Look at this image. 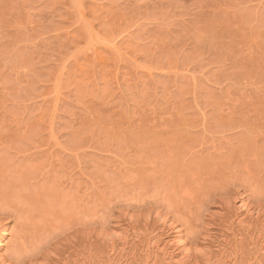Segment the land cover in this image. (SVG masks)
I'll use <instances>...</instances> for the list:
<instances>
[{"label":"rangeland","instance_id":"rangeland-1","mask_svg":"<svg viewBox=\"0 0 264 264\" xmlns=\"http://www.w3.org/2000/svg\"><path fill=\"white\" fill-rule=\"evenodd\" d=\"M0 191L33 231L0 215L12 264H166L157 215L264 264V0H0Z\"/></svg>","mask_w":264,"mask_h":264},{"label":"bare ground","instance_id":"bare-ground-1","mask_svg":"<svg viewBox=\"0 0 264 264\" xmlns=\"http://www.w3.org/2000/svg\"><path fill=\"white\" fill-rule=\"evenodd\" d=\"M133 179V178H132ZM12 189H14V188H12ZM12 191V190H11ZM3 191H0V197H1V195H3L2 197H4V194L6 193V192H3ZM20 192V191H19ZM8 194H10V191L8 192ZM7 193L5 194V195H8ZM12 194L13 195H11L10 197H9V195L8 196H5L6 197V199L5 198H0V215H9L10 217L11 216H14V215H16L15 217H17L18 218V220L19 221H21L20 223H21V226L23 227V229H26V232H28V230L30 229V228H26L25 226H27V227H29V225H30V221H28V219H25V217L23 216H21L20 215V212L19 211H21L22 209H24L23 207L27 204L28 205V202H26L27 200H26V198H24L25 196H23V194L21 195L20 193H17V191L16 192H12ZM19 194V195H18ZM243 194V193H242ZM183 195H184V197H185V199H186V197H190L191 196V193H190V191L188 192V190L187 191H184L183 192ZM183 195H182V197H183ZM239 195H240V193H239ZM239 195H237V196H239ZM244 195V194H243ZM237 196L235 197L234 196V198H237ZM8 197H9V199H8ZM183 197V198H184ZM246 197L247 196H245V197H242V196H240L239 198H238V201H239V204H237V203H235L236 202V200L237 199H230V200H227V202H225L224 200L223 201H221L220 203H224V205L226 206L225 208H228V210H230L229 208H231L232 210H235V209H237V212H235V213H237V215H238V212H239V215H238V219H237V221H239V219H240V221L241 222H243V218H242V216H246V217H248V216H250L251 218L253 217H258L259 218V214H261L262 215V213H260L261 212V208H260V210L258 209V207L256 208V206L254 207V205H251L252 204V201L249 203L248 201H250V200H248V197H247V199H246ZM23 198L25 199V201L23 200ZM2 199V200H1ZM182 199V198H181ZM190 199V198H189ZM193 199V198H192ZM250 199V198H249ZM182 201V200H181ZM183 202V201H182ZM222 203V204H223ZM219 204V203H218ZM254 204V203H253ZM237 205H238V207H237ZM219 206V205H218ZM237 207V208H233V207ZM253 206V207H252ZM221 209L222 208H224V207H222V205L221 206H219ZM25 208H26V206H25ZM225 208H224V210H225ZM19 209H21V210H19ZM128 210V209H127ZM223 210V211H224ZM231 210V211H232ZM236 211V210H235ZM125 212V211H124ZM133 212V211H132ZM218 212L221 214V215H216V214H218ZM225 212V211H224ZM224 212L222 213V211H219L218 209H217V211H216V213L215 214H213V215H211V218H213L214 216H222V217H224L222 214H224ZM227 212V211H226ZM131 213V212H130ZM136 213V212H135ZM153 214H155V213H153ZM159 214V213H158ZM125 215V214H124ZM123 215V216H124ZM131 215V214H130ZM129 215V219L131 220L132 219V221L136 218V216L137 215H135V214H132L131 216ZM135 215V216H134ZM148 215V214H147ZM157 215V214H156ZM155 215V216H156ZM224 215H227V214H224ZM122 216V215H121ZM142 216V215H141ZM146 216V215H145ZM165 216V215H164ZM213 216V217H212ZM128 217V216H127ZM144 217V216H143ZM142 217V218H143ZM153 217V216H152ZM151 216H150V218H152ZM157 220H158V223H159V221L160 222H162V226H164V231H166V232H168V233H171V235L173 236V238L169 241V243H167V244H165V243H163L162 245H164L163 247L161 246V243H160V240H155V238L154 239H152L151 241L149 240V245H150V247H151V252H152V250L154 249V251L153 252H155V250L157 251V250H159L160 252H156L154 255H156V254H159V253H162V256H163V260L161 261V262H163L164 261V263H166V264H201V263H198V262H201V261H196L197 259H202L203 261V263H205V264H215V262L217 263V261L216 260H214V256H211V255H213L212 253H210V249H209V251H207V249L205 250V246H203L202 245V243H200L201 245H202V247H204V248H199V247H201V246H199L198 245V249H197V251H193L192 250V248L190 247V246H192V242H191V245L189 246L188 244L190 243V242H188V244L186 243V240H187V238L186 239H184V236H183V234H184V232L182 233V230L180 229L181 227V225L179 226V225H177L175 222H173V221H171V218L170 219H168V217L167 218H164L163 217V215H157ZM227 217H228V215H227ZM249 217V218H250ZM263 217V216H262ZM29 218V217H28ZM126 218V217H125ZM138 218L140 219V217L138 216ZM148 216H146V217H144V219H146L145 221H147L148 220ZM149 218V219H150ZM156 218V217H155ZM219 219H220V217H218ZM225 218H226V216H225ZM225 218H223V219H225ZM236 218V217H235ZM242 218V219H241ZM255 218V219H256ZM31 219V218H30ZM29 219V220H30ZM222 219V220H223ZM227 219H229V218H227ZM227 219L225 220V222L227 221ZM247 219V218H246ZM261 219V218H260ZM67 220V219H66ZM123 220V219H122ZM137 220V218L135 219V221ZM152 220V219H151ZM250 220H252V219H250ZM32 221H33V219H32ZM120 221V220H119ZM118 221V222H119ZM126 221H127V219H126ZM150 221V220H149ZM214 221V220H213ZM213 221H212V223H213ZM230 220H228V222H229ZM239 221V222H240ZM246 221V220H245ZM27 222H29V223H27ZM134 222V221H133ZM138 222V221H137ZM224 222V221H223ZM227 222V223H228ZM241 222H240V224H241ZM248 222V221H247ZM247 222H245V223H247ZM72 223V221H70V223H68V224H71ZM129 223H131V222H129ZM134 223H136V222H134ZM249 223V222H248ZM264 223V222H263ZM35 223H32V225H34ZM118 224H120V223H118ZM133 224V223H132ZM210 224H211V222H210ZM209 224V225H210ZM244 224V222L241 224V225H243ZM31 225V227L33 228V226ZM36 225V224H35ZM122 225V224H121ZM233 225V224H232ZM246 225V224H245ZM244 225V226H245ZM135 226V225H134ZM160 226V225H159ZM25 227V228H24ZM69 227V226H68ZM125 227H127V226H125ZM124 227V228H125ZM136 227V226H135ZM180 227V228H179ZM118 229H119V227H117ZM117 228L115 229H112V230H116V232L115 231H113V233L111 232H107V233H105V232H103V233H100L99 234V238H101V240H103L104 241V243L107 245V248H108V250H109V252L111 253V252H114V254H115V251H116V245H118V244H120L121 242L124 244V243H128V242H126V239H127V236H125L124 235V233L125 232H122L123 234H121V235H119L118 233H117ZM132 228V227H131ZM264 228V227H263ZM34 229V228H33ZM110 229V228H109ZM136 229H137V227H136ZM31 230V229H30ZM107 230H108V228H107ZM106 230V231H107ZM111 230V231H112ZM120 230V229H119ZM122 230H123V228H122ZM125 230V229H124ZM128 230V229H127ZM162 230V229H161ZM32 231V230H31ZM31 231H29V232H31ZM109 231V230H108ZM135 231V230H134ZM147 231V230H146ZM146 231H144V233L146 232ZM209 231V230H208ZM33 232V231H32ZM31 232V233H32ZM114 232H115V234L117 235H119L120 236V238H119V240H118V238L115 240V238H114ZM207 232V231H206ZM120 233H121V231H120ZM127 233V232H126ZM164 232L162 231V234H163ZM208 233H210V232H208ZM7 234V231H6V225H4V223L0 220V264H12L13 263V260H12V262H10V260L12 259H7L9 256H7V257H4V256H6V255H4L3 256V250H4V242H5V235ZM27 234V233H26ZM25 234V235H26ZM35 234V233H34ZM83 234H84V232H83ZM82 234V235H83ZM132 234V233H131ZM262 234V233H261ZM140 235V234H139ZM164 235H166L165 233H164ZM169 235V234H168ZM170 235V236H171ZM29 236H31V235H29ZM41 236V235H40ZM91 235H89V237H90ZM130 236V235H129ZM128 236V237H129ZM158 236V235H157ZM156 236V237H157ZM171 236V237H172ZM212 235H210V234H208V237H211ZM244 236V235H243ZM34 237H35V241L34 242H36L37 240H36V236L34 235ZM39 237V236H38ZM163 237V236H162ZM161 237V238H162ZM238 237V236H237ZM237 237H236V239H237ZM240 237V236H239ZM260 237H261V235H260ZM27 238H29V237H27ZM26 238V239H27ZM40 238V237H39ZM38 238V239H39ZM70 238V237H69ZM74 238L75 237H73V240H74ZM91 238V237H90ZM149 238H152V237H149ZM158 238V237H157ZM160 238V236H159V238L158 239H161ZM205 238V237H204ZM203 238V239H204ZM212 238V237H211ZM244 238V237H243ZM242 238V239H243ZM261 238H263V236L261 237ZM68 239V238H67ZM89 239V238H88ZM130 239V238H129ZM208 239V238H207ZM210 239V238H209ZM241 239V238H240ZM25 240V239H24ZM33 240V239H32ZM72 240V239H71ZM100 240V241H101ZM128 240V239H127ZM131 240H132V238H131ZM63 241V240H62ZM118 241H121L120 243H118ZM162 241H165V240H162ZM188 241V240H187ZM240 241H242V240H240ZM264 241V240H263ZM23 242H25V241H23ZM29 242V241H28ZM28 242H26V244L28 243ZM34 242H32V244L34 243ZM116 242L118 243V244H116ZM202 242V241H201ZM205 241H203V244L205 245V243H204ZM237 242H239V241H237ZM69 243V242H68ZM131 243V242H130ZM148 243V242H147ZM159 243H160V245H159ZM196 243V242H195ZM207 243V242H206ZM226 243V242H225ZM229 243V242H228ZM254 243V242H253ZM253 243H252V245L251 246H253ZM262 243H264V242H262ZM24 244V243H23ZM29 244H30V242H29ZM39 244V246H40V243H38ZM72 244V243H71ZM129 244V243H128ZM198 244V243H197ZM260 244V243H259ZM194 245V244H193ZM229 245H231V244H228V245H226L227 247L229 246ZM258 245V244H257ZM24 246V245H23ZM36 246V245H35ZM35 246H34V248H35ZM125 246H126V244H125ZM255 246V245H254ZM25 247H26V245H25ZM121 247V246H120ZM119 247V248H120ZM149 247V246H148ZM147 247V248H148ZM227 247H225V249L227 248ZM42 248V247H41ZM58 248V247H57ZM118 248V247H117ZM153 248V249H152ZM197 248V245H195V249ZM224 248V247H223ZM223 248H221V249H223ZM260 248V250H261V252H262V254L264 255V246H262V247H259ZM38 249V248H37ZM122 249V248H121ZM193 249H194V247H193ZM201 249H203V250H201ZM225 249H223V250H225ZM230 249V248H229ZM32 250V249H31ZM40 250H42V249H40ZM58 250V249H57ZM108 250H107V252H108ZM119 250V249H118ZM117 250V251H118ZM124 250V249H123ZM199 250V251H198ZM201 250V251H200ZM232 250V249H231ZM257 250V249H256ZM260 250H257V251H259V253H260ZM27 251V250H26ZM55 251V250H54ZM125 251V250H124ZM124 251H121V253L122 252H124ZM147 251V250H146ZM233 251H234V249L231 251L232 253H233ZM36 252V251H35ZM50 252V251H49ZM57 252V251H56ZM193 252H196V255H194V253ZM226 252V251H225ZM231 252H228V253H226L227 254V257H225V258H227L226 259V261L225 262H222L223 264H235V262L237 261L235 258V256L237 255H235L234 254V256H233V254L231 253ZM19 253V252H18ZM23 253V252H22ZM27 253V252H26ZM33 253H34V250H33ZM37 253V252H36ZM41 253V252H40ZM46 253V252H45ZM198 253V254H197ZM232 255H231V254ZM24 254H25V252H24ZM32 254V253H31ZM30 254V255H31ZM47 254V253H46ZM117 254V253H116ZM120 254V253H119ZM228 254H229V256L230 257H228ZM30 255H29V257H30ZM35 255V254H34ZM38 255V254H37ZM43 255H44V253H43ZM72 256H73V254H71ZM112 255V254H111ZM123 255V254H122ZM223 255H224V252H223ZM263 255H259L260 257H262ZM23 256H25V255H23ZM74 256H77V255H74ZM114 256V255H113ZM118 256H120V255H118ZM160 256V255H159ZM233 256V257H232ZM31 257L33 258V255H31ZM46 257V256H45ZM44 257V258H45ZM81 257V256H80ZM200 257V258H199ZM212 257H213V260L215 261L214 263H213V261H212ZM235 257V258H234ZM259 257V258H260ZM264 257V256H263ZM262 257V258H263ZM10 258V257H9ZM23 258V257H22ZM36 258V257H35ZM35 258H33V259H35ZM40 258V257H39ZM44 258H43V260H44ZM47 258V257H46ZM45 258V259H46ZM109 258H111V257H109ZM115 258V257H114ZM116 258H118V257H116ZM123 258V257H122ZM121 258V259H122ZM154 259H156L157 258V260H160V259H158L159 257H158V255H156V257H153ZM225 258H223V260H225ZM259 258H256V259H258V261H259ZM24 259H26V257L24 258ZM28 259L29 258H27L26 260L28 261ZM32 259V260H33ZM49 259V258H48ZM77 259V258H76ZM76 259H74V260H76ZM154 259H152V261H154ZM254 259V258H253ZM22 260V259H21ZM21 260H20V258H19V261L21 262ZM31 260V262H33ZM39 260V259H38ZM37 260V261H38ZM50 260H52V258L50 259ZM70 260H72V258L70 259ZM129 260V259H128ZM157 260H155V262H157ZM223 260H221V261H223ZM236 260V261H235ZM251 260V259H250ZM260 260H264V258L263 259H260ZM27 261H25L24 260V264L25 263H27ZM35 261V260H34ZM49 261V260H48ZM48 261L47 262H45V263H47L48 264ZM53 261V260H52ZM80 261V260H79ZM82 261V260H81ZM84 261V260H83ZM151 261V260H150ZM150 261H148V262H150ZM255 261V260H254ZM15 262V261H14ZM29 262H30V259H29ZM28 262V263H29ZM30 262V263H31ZM36 262V261H35ZM35 262H33V263H31V264H34ZM112 262V261H111ZM110 262V263H111ZM114 262V261H113ZM147 261H146V263H148ZM155 262H153V264L155 263ZM252 262V261H251ZM250 262V263H251ZM257 262V261H256ZM260 262V261H259ZM262 262V261H261ZM22 263H23V260H22ZM21 263V264H22ZM44 262L42 263V264H45ZM88 263V262H87ZM86 263V264H87ZM108 263V262H107ZM115 263V262H114ZM113 263V264H114ZM157 263H160V261L159 262H157ZM236 263H238V262H236ZM35 264H37V263H35ZM49 264H50V262H49ZM72 264V263H71ZM75 264V263H74ZM77 264H79V263H77ZM81 264H84V263H81ZM124 264V263H123Z\"/></svg>","mask_w":264,"mask_h":264}]
</instances>
